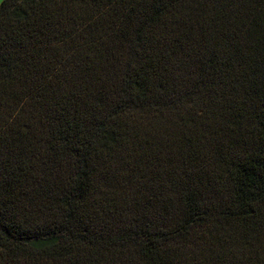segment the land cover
Returning <instances> with one entry per match:
<instances>
[{
	"label": "trees",
	"instance_id": "16d2710c",
	"mask_svg": "<svg viewBox=\"0 0 264 264\" xmlns=\"http://www.w3.org/2000/svg\"><path fill=\"white\" fill-rule=\"evenodd\" d=\"M0 264H264V0H2Z\"/></svg>",
	"mask_w": 264,
	"mask_h": 264
},
{
	"label": "rangeland",
	"instance_id": "374dc122",
	"mask_svg": "<svg viewBox=\"0 0 264 264\" xmlns=\"http://www.w3.org/2000/svg\"><path fill=\"white\" fill-rule=\"evenodd\" d=\"M2 0H0V3H1Z\"/></svg>",
	"mask_w": 264,
	"mask_h": 264
}]
</instances>
